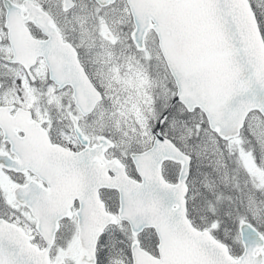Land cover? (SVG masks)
Wrapping results in <instances>:
<instances>
[{"label":"snow or ice","instance_id":"1","mask_svg":"<svg viewBox=\"0 0 264 264\" xmlns=\"http://www.w3.org/2000/svg\"><path fill=\"white\" fill-rule=\"evenodd\" d=\"M0 264H264V0H0Z\"/></svg>","mask_w":264,"mask_h":264}]
</instances>
